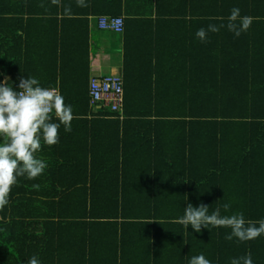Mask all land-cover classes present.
Returning a JSON list of instances; mask_svg holds the SVG:
<instances>
[{"label":"trees","instance_id":"trees-1","mask_svg":"<svg viewBox=\"0 0 264 264\" xmlns=\"http://www.w3.org/2000/svg\"><path fill=\"white\" fill-rule=\"evenodd\" d=\"M233 7L253 18L247 32L197 39ZM101 16L124 18L109 30L123 40L122 113L91 103ZM185 40L191 68L178 81L161 66ZM28 75L58 89L74 119L42 143L45 171L20 177L0 207V264H187L201 252L264 264V236L241 243L177 222L188 203L264 218V0H0V82Z\"/></svg>","mask_w":264,"mask_h":264},{"label":"clouds","instance_id":"clouds-1","mask_svg":"<svg viewBox=\"0 0 264 264\" xmlns=\"http://www.w3.org/2000/svg\"><path fill=\"white\" fill-rule=\"evenodd\" d=\"M83 6V0H78ZM253 23L249 15H242L241 9L233 7L226 18V23L209 24L207 29L199 28L195 36L206 42L208 33L219 32L227 28L239 37L247 32ZM7 76L0 82V207L9 203L8 197L20 177L34 179L40 176L48 164L37 156L42 143L48 146L59 143L61 126L65 132L72 131L74 112L72 105L65 102V97L58 89L42 86L34 76L20 77L18 87L7 83ZM200 190V189H199ZM201 192V191H200ZM202 193V192H201ZM210 206L201 203L198 206L188 203L184 214L177 222L188 231L189 226L199 233L204 229L228 228L225 239L234 238L241 242L256 240L264 236V218L249 220L243 212L223 215L221 208L211 213ZM224 212L231 209V203L222 205ZM156 220L148 221L151 223ZM159 222V221H158ZM160 223V222H159ZM25 264H42L37 256L26 259ZM187 264H213L203 252L191 256ZM229 264H255L251 253L231 258Z\"/></svg>","mask_w":264,"mask_h":264},{"label":"crops","instance_id":"crops-1","mask_svg":"<svg viewBox=\"0 0 264 264\" xmlns=\"http://www.w3.org/2000/svg\"><path fill=\"white\" fill-rule=\"evenodd\" d=\"M116 33L109 30L100 29L98 18H91V65L92 76H105L109 74L123 73L124 47L123 40L116 37ZM186 40L183 41V54L179 53V61L165 63L161 66L164 71H170L173 78L178 81H185L187 70L191 68V63H186ZM178 74H174L176 71ZM189 79V78H188Z\"/></svg>","mask_w":264,"mask_h":264},{"label":"built area","instance_id":"built-area-1","mask_svg":"<svg viewBox=\"0 0 264 264\" xmlns=\"http://www.w3.org/2000/svg\"><path fill=\"white\" fill-rule=\"evenodd\" d=\"M99 27L104 30L122 32L124 30V18L122 16H101L99 17ZM90 95L93 106L104 104L110 106L113 111L122 113L124 104L122 75L94 76L90 83Z\"/></svg>","mask_w":264,"mask_h":264},{"label":"rangeland","instance_id":"rangeland-1","mask_svg":"<svg viewBox=\"0 0 264 264\" xmlns=\"http://www.w3.org/2000/svg\"><path fill=\"white\" fill-rule=\"evenodd\" d=\"M116 37H118V38H119V35H117Z\"/></svg>","mask_w":264,"mask_h":264}]
</instances>
